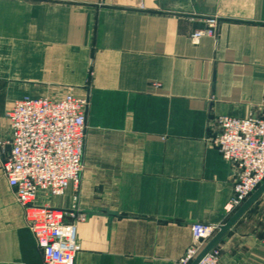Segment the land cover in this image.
Masks as SVG:
<instances>
[{
	"label": "crops",
	"instance_id": "crops-1",
	"mask_svg": "<svg viewBox=\"0 0 264 264\" xmlns=\"http://www.w3.org/2000/svg\"><path fill=\"white\" fill-rule=\"evenodd\" d=\"M208 17L217 36L192 41ZM86 98L75 264H177L193 223H226L231 164L215 118H264V0H0V264H45L3 175L26 95ZM264 193L225 235L223 264H264Z\"/></svg>",
	"mask_w": 264,
	"mask_h": 264
},
{
	"label": "built area",
	"instance_id": "built-area-1",
	"mask_svg": "<svg viewBox=\"0 0 264 264\" xmlns=\"http://www.w3.org/2000/svg\"><path fill=\"white\" fill-rule=\"evenodd\" d=\"M219 24V18L208 17L206 26L194 31L192 41L217 36ZM88 107L86 98L70 92L59 99L26 95L7 112L11 133L2 144L10 148L1 170L25 207L45 264H75L82 249L77 227L87 214L41 203L38 195L61 196L71 187L79 190ZM215 123L218 132L209 140L232 167L234 196L226 210L233 214L264 182V118L254 114L245 118L218 115ZM217 231L218 225L193 223L192 243L177 264H191ZM199 264H223L220 245Z\"/></svg>",
	"mask_w": 264,
	"mask_h": 264
},
{
	"label": "water",
	"instance_id": "water-1",
	"mask_svg": "<svg viewBox=\"0 0 264 264\" xmlns=\"http://www.w3.org/2000/svg\"><path fill=\"white\" fill-rule=\"evenodd\" d=\"M264 182L251 194V196L233 213L229 220L221 225H218V231L214 237L208 242L204 249L199 253L191 264H199L208 253L218 246L225 235L236 225L243 215L251 208V206L263 195Z\"/></svg>",
	"mask_w": 264,
	"mask_h": 264
}]
</instances>
